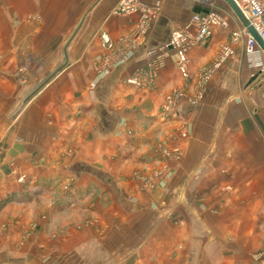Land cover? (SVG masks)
<instances>
[{
  "label": "rangeland",
  "instance_id": "1",
  "mask_svg": "<svg viewBox=\"0 0 264 264\" xmlns=\"http://www.w3.org/2000/svg\"><path fill=\"white\" fill-rule=\"evenodd\" d=\"M214 7L232 13L225 2H214ZM146 8L150 17L152 7ZM138 12L142 9L121 14ZM73 33L65 34L62 47L47 48L43 42L55 41V36L48 33L34 42L37 33H32V47H14L10 66L6 57L12 49L0 47V73L16 76L14 108L0 112V134L4 136L0 138V264H264V175L238 177L236 183L251 186L241 185L234 191L229 178L220 179V183L216 175L207 170L202 173L204 168L225 162L224 157L233 149L241 162L249 157L252 169L263 167L264 143H220L222 161L219 156L212 157L214 146L187 142L190 131L183 123L176 124L169 134L164 124L172 120V107L184 93L165 95L155 112L151 103L128 107L134 115L132 124L124 122L121 133L96 145V149L102 147L99 161L103 166L97 169L104 174L94 175L87 169V161L72 158L74 142L65 137L53 142L55 135L47 134V128H36L37 139L42 133L52 139L51 143L46 144V138L43 144L24 141L27 105L50 80L70 67ZM7 34L0 31V42ZM110 40L105 43L102 39L110 51L95 61L98 72L122 60V48ZM152 70L150 66L143 73L136 71L124 82L152 88L157 82ZM6 96H0V105L8 101L12 105V98L7 101ZM201 98L193 96L192 100ZM13 118L15 128L10 134L14 133L18 149L8 160L7 134L1 132ZM155 120H160V126ZM207 130L205 135H209ZM70 131H64L66 137L71 138ZM35 150L39 152L32 154ZM206 152L210 157L205 158L206 167H196ZM233 194L238 200L235 205ZM233 214L244 217L224 224L232 226L233 233L225 232L224 237L215 232L217 218ZM257 219L261 221L255 240L241 239L240 233L253 231L252 223ZM202 222H207L208 228ZM221 243L224 254L218 252Z\"/></svg>",
  "mask_w": 264,
  "mask_h": 264
},
{
  "label": "crops",
  "instance_id": "2",
  "mask_svg": "<svg viewBox=\"0 0 264 264\" xmlns=\"http://www.w3.org/2000/svg\"><path fill=\"white\" fill-rule=\"evenodd\" d=\"M120 1L0 0V31L8 33L2 37L0 47L12 49L11 52L8 50L6 57L9 66L14 60L10 58V55H15L14 47H32V33H37L34 42L45 38V34L54 35L55 41L44 39L46 41L42 46L47 48L62 47L65 34L74 32L70 45L74 53L70 67L64 68L50 80L27 105L26 119L23 121L27 136L25 142L43 144V138H46V144L51 143L52 139L44 137L42 133L38 134L40 139H37L36 128H47V134L52 132L55 135L53 142L62 140V137L67 138V142H74L75 154L72 158L87 161V169L93 171L94 175L104 174L97 169L103 166L99 161L102 147L96 149V145L107 142L105 138L111 140L117 133H121L124 122L126 126L132 124L134 115L128 107L140 102L151 103V111L155 112L163 97L175 91L184 93V98L172 107V120L164 124L169 134H172L175 126L183 123L190 131L187 142L201 145L206 143L212 145L207 147L212 149L214 146L212 157L219 156L222 161L224 154L220 150V143H264V82L260 83L263 77L256 76L248 65L245 37L237 42L233 40V33L241 29L242 20L231 7L232 13L218 9L228 24L225 27L215 26L213 34L204 44L189 49L188 76L185 77L177 67L175 54L172 52L163 59L164 55L161 56L158 47L170 39L174 29L183 27L189 21L196 4L192 0H139L146 7H152L153 14L148 17L143 11L114 13L113 9ZM219 1L229 5L224 0H215L216 3ZM103 32L115 41L116 48H122V60L113 68L98 72L93 66L95 61L110 51L103 44ZM19 33H23L22 36ZM227 45L233 49V54L222 58L223 48ZM150 66L157 80L154 87L140 88L124 82L134 72L140 70L143 73ZM15 79V74L8 73L6 76L0 73V90L4 91L0 96L7 95V101L12 98V105L9 101L8 106L0 105V112L14 108ZM198 95L202 97L201 100L193 101L192 97ZM78 113L82 115L77 117ZM159 122L155 120V124ZM5 126L7 130L3 129L1 133L7 134L6 153L10 160L15 157V150L18 149L14 133L10 134V130L14 132L15 118L7 120ZM204 129H210L209 135L204 134ZM69 130L71 138L65 135ZM38 152L35 150L32 154ZM236 156L233 149L224 157L225 162L212 168L210 166L208 170L204 168L205 158L209 157L206 152L200 156L196 167L204 168L202 173L207 170L210 175H216L218 180L229 178L234 191L241 185L250 189L251 183H236L237 178L251 174L264 175V166L252 169L249 157L246 162H241ZM219 165L225 166L220 168ZM184 169L190 172V168ZM253 185L256 186L255 183ZM254 192H257V188H254ZM232 196L235 205L238 200L234 194ZM234 205L225 207L231 208ZM233 215L218 217L216 225L219 226L215 232H220L224 237H227L225 232L232 234L235 229L232 226L226 228L224 224L228 220L233 222L244 218ZM260 221L254 220L253 231L248 229L241 232L240 238L255 240ZM204 224L207 226V222ZM222 246L224 243H221ZM219 249L218 252L224 254V247Z\"/></svg>",
  "mask_w": 264,
  "mask_h": 264
},
{
  "label": "built area",
  "instance_id": "3",
  "mask_svg": "<svg viewBox=\"0 0 264 264\" xmlns=\"http://www.w3.org/2000/svg\"><path fill=\"white\" fill-rule=\"evenodd\" d=\"M192 1L195 2L196 7H200V10H194L189 21L183 27L174 29L170 39L158 47V50L161 51V56L164 55L163 59L166 56L165 54L171 51L175 53L177 67L185 77L188 76L189 49L194 45L204 44L213 34L215 26L225 27L228 24L218 8L214 7L215 0ZM233 1L249 25L253 26L264 40V0ZM145 7V5L140 4L137 0H121L115 6L114 12H135L138 8H141L143 13L148 16V8L145 9ZM243 36L246 39L245 56L248 65L254 70L256 76L261 75L262 77L264 75V50L250 32L248 26L242 22L241 29L233 33V40L237 42ZM102 39L105 43H110L111 41L109 35L105 32L102 33ZM231 54H233V49L228 45L225 46L222 58ZM134 82L139 84L138 79H135Z\"/></svg>",
  "mask_w": 264,
  "mask_h": 264
},
{
  "label": "water",
  "instance_id": "4",
  "mask_svg": "<svg viewBox=\"0 0 264 264\" xmlns=\"http://www.w3.org/2000/svg\"><path fill=\"white\" fill-rule=\"evenodd\" d=\"M229 5L232 7V9L235 11V13L240 17V19L242 20V22L248 26L250 32L253 34V36L256 38V40L258 41L259 45L263 48L264 50V40L261 38L260 34L258 33V31L251 25H249L248 21L244 18V16L242 15L240 9L237 7V5L235 4V2L233 0H226ZM196 11L200 10V7H196L195 8Z\"/></svg>",
  "mask_w": 264,
  "mask_h": 264
}]
</instances>
